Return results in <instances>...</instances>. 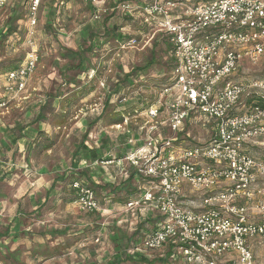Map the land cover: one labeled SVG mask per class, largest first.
Listing matches in <instances>:
<instances>
[{
    "label": "rangeland",
    "instance_id": "1",
    "mask_svg": "<svg viewBox=\"0 0 264 264\" xmlns=\"http://www.w3.org/2000/svg\"><path fill=\"white\" fill-rule=\"evenodd\" d=\"M27 1L9 0L5 7L0 8V33L2 30L6 32L8 25L17 27L0 43V100L7 102L0 107V136L3 131H8L6 124L22 120L25 124L34 122L37 114H41L48 121L47 127L51 129L49 134L53 136L54 145L50 152L41 153L39 157L31 153L32 160L28 165H21L17 156V169H10L7 173L9 177L5 180L0 178V264H112L115 251L129 247V238L139 223L132 215L134 210L112 208L104 211L99 218L97 214L83 210L76 201L69 205V209L66 206L63 214V205L54 206L49 201L44 209L36 213L31 202L39 203L41 197L46 195V182L42 183L41 179L34 177H39L46 166H53V178L69 172L67 180L64 178V188L56 193L58 198L76 196L66 183L70 179L72 181L73 173L75 177L78 176V170H84L90 182L95 173L99 174L101 181L105 180L103 176L107 178L112 175L109 181L115 180L116 184L124 182L128 167L135 165L129 159H122L129 152L125 136H133L137 140L149 130L153 131V136L159 132L167 134V112L151 120L146 114L140 115L148 109L145 107L121 125H110L109 119L114 116L118 105H127V101L121 102L125 96L144 99L148 105L158 95L163 84L172 77L171 48L167 46L166 39L159 35L162 32L158 27L146 21L143 4L147 0H126L129 8L123 6L124 2L119 4L121 0H99L102 9H106L101 14L106 22L100 19L101 16L94 18L97 9L94 13L95 6L90 0H63L61 5L59 0H45L39 7L37 26L31 36ZM113 5L127 13L117 15L119 11H114ZM184 11L185 8L180 6L173 15L181 16ZM17 16L20 18L14 21ZM30 37L40 61L33 75L27 78L26 86L12 92L8 90L10 84L6 72L13 64L25 61L31 50L28 44ZM133 38L139 39L136 45L125 44ZM121 43L125 45L122 44V47ZM135 68L144 70L126 80V74ZM231 79L251 85L249 94L241 100L238 112L253 105L247 103L249 98L264 100V54L255 61L244 59ZM12 87L15 88V84ZM5 92L11 93L10 96H5ZM110 94L114 98L106 108ZM176 135L178 141L175 145L181 142H185L182 145L186 146L204 145L214 135L213 125L204 118H193ZM84 141H87L89 150L99 148L100 160L92 161L90 156L87 157L89 152L86 149L80 148L79 151V145ZM137 147L133 143L132 149ZM245 147L256 159L264 157L263 136L247 141ZM77 149L86 159L85 165L80 168L82 162L76 164ZM33 165L36 170L30 167ZM102 165H109L111 171L103 173ZM139 167L135 166L137 169ZM28 169L32 172L28 173ZM30 180L35 183L31 185ZM27 183L35 190L31 201L28 200L31 189ZM257 185H264V179L260 178ZM109 189L104 186V190L99 191L102 203L109 196ZM120 193L124 195L125 190ZM200 196L202 194L189 195L185 201L188 206L199 208ZM18 206L25 214H20L19 219L15 220L14 213ZM258 211L254 208L250 212L257 221L264 220V215ZM75 233L79 234V241ZM252 247L258 259H264V238ZM166 259L169 260L168 257ZM175 259L155 264H183L180 256ZM121 264L142 263L130 260Z\"/></svg>",
    "mask_w": 264,
    "mask_h": 264
},
{
    "label": "built area",
    "instance_id": "2",
    "mask_svg": "<svg viewBox=\"0 0 264 264\" xmlns=\"http://www.w3.org/2000/svg\"><path fill=\"white\" fill-rule=\"evenodd\" d=\"M41 1L30 5V36ZM90 1L99 6L94 12L99 19L106 9L99 0ZM6 2L0 0V8ZM143 5L146 21L170 40L174 67L170 83L143 110L151 120L166 111L169 132L153 136L149 130L137 140L130 136L128 143L138 147L122 158L140 165L139 176L150 186L128 201L126 211L149 207L163 218L141 246L155 252L171 243L187 264H264L252 247L264 238V220L257 221L250 212L257 208L264 215V185H257L264 179V157L256 159L245 147L247 141L264 137V107L257 104L238 112L251 85L231 79L244 59L255 61L264 54V0H147ZM123 6L129 8L126 2ZM180 6L183 15L174 16ZM137 43L133 39L128 45ZM28 44L25 62L7 73L12 92L22 90L38 67L31 37ZM6 104L0 100V107ZM197 117L213 125L209 142L175 145L176 133ZM73 188L83 210H100L92 187L78 181ZM195 194H202L199 208L185 201Z\"/></svg>",
    "mask_w": 264,
    "mask_h": 264
},
{
    "label": "crops",
    "instance_id": "3",
    "mask_svg": "<svg viewBox=\"0 0 264 264\" xmlns=\"http://www.w3.org/2000/svg\"><path fill=\"white\" fill-rule=\"evenodd\" d=\"M92 5L95 6L94 4H92ZM96 7L97 6L94 7V12H95ZM117 15H119V13H117ZM100 19H104L105 20L103 15L101 16ZM164 37H166V36L164 35ZM166 38H168V37H166ZM123 43H121V45ZM125 44H128V42H125ZM125 44H123V45H125ZM123 45H122V47H123ZM172 51H173V48L171 50V53H172ZM173 57H174V55H173ZM10 94H6V92H5L4 95L5 96L6 95L10 96ZM102 114H101V116H102ZM142 114H145V112L142 111L140 115H142ZM45 119L46 118L44 116H42L41 114H37V116L34 119L35 120L34 122H32V121L29 122L28 121L25 124L23 122V120H22V121H16L13 124H9V125L6 124L5 127L8 129V131L6 133H5V131H3L2 136H0V178H4V180H5L6 178L9 177V174H7L9 171H11L12 169L13 170L17 169L16 166H15L16 161H17L16 160L17 156L19 157L21 165H24V164L28 165V162H31V160H32V156H30L31 153L35 154L36 157H39L38 155H40L41 153L44 154V152H50V150H52V148H53L52 145H54L53 144V140L54 139H53V136H51V134H49V129L50 128L47 127L48 121L45 120ZM35 125H37V126H35ZM0 126H2V125L0 124ZM46 143L50 144V146L47 147V148H45ZM39 144H41V145H39ZM31 146H33V150L31 149ZM94 150H95L96 154H98L99 148H94V149H91V150L88 149L89 154L87 155V157L90 156V159L92 161L100 160L102 158L100 156V154H98L99 159H94V160L92 159V156H91L92 154H90V153H91V151H94ZM120 152H121V150H120ZM79 153L80 152L77 153V156H78ZM5 155H7L9 157H7ZM75 155H76V153H75ZM82 155H83V153H82ZM82 155L80 153L79 157L76 158V164L82 162L81 165L79 166V168L83 167V165H85L84 163L86 162V159L82 158L84 155L83 156ZM22 158H24L25 162L22 161ZM11 166H12V168H11ZM30 167L32 168V170H36V166L33 165V166H30ZM46 167H44L43 173L39 174V177H37V176L34 177L36 179L37 178L41 179L42 183L46 182L44 184V189L46 191V195L44 197H41L39 203L31 202V205L34 207L33 210H35L36 213H39L42 209H44L46 207V204H48V202L50 201L51 204L54 205V206L63 205V208H62V210H63L62 214H63V212H66V208L68 207V209H69L70 208L69 205H72V203L75 202V196H74V198H69V197H66V196H62L61 198H58V197H56L57 196L56 193L58 194V191L61 188H64V178L67 180L66 176L68 174H70V173L67 172V174H64V172H63L62 176L57 175L56 178H53L51 176L52 170H54V169H52L53 166L52 167L49 166V168H46ZM101 169H103L101 171L103 173H105V174H107V173H109L111 171L109 165L108 166L107 165H102ZM28 170H29L28 173L32 172L30 169H28ZM127 170H129V171H128L127 176L125 177L124 180H126L127 177L130 175L129 172L136 171L135 181L140 186V190L141 191L138 194V196H140L141 194L144 193L146 188L150 187L149 183L146 180H144V181L142 180V178L139 176L138 169L135 168V165L134 166L133 165L129 166ZM33 172H36V171H33ZM24 173H25V171H24ZM99 173H101V172H99ZM85 174L86 173H85L84 170H81V171L78 170V175L80 176L79 178L80 179L83 178V182L87 183L88 185L93 182V183H96L99 186H101L100 189H98V192L99 191L102 192V190H104V186H106L107 184H110V185H113V186L117 187L116 189L114 187H112V186L109 187L111 189V190L109 189V192H110L111 195L109 194V196H106L107 198L105 199V201L103 203L101 202V199L99 198V194L100 193L98 194V200L100 202L99 204L101 205V208H100V210H98L95 213H93L94 215L97 214L99 216V218H100L104 214V211L110 210L112 208H114V209L115 208H123L124 210H126V206L127 205H123V204H120V203L115 201L117 192L122 190L121 184H122L123 181L121 183H119V184H116L115 180H112V179L109 181V178L112 177V175H110V174H109L110 176H107V178L103 176V178L105 180L102 179V181H101V178L98 177L99 174L95 173L93 175V180L90 182L89 181L90 179L86 178ZM75 175L76 174L73 173L72 174L73 177L72 176L71 177L74 179ZM102 175H104V174H102ZM71 182L72 181L70 179V181L68 183H66V184L69 186V188L72 191H74V193L76 195L75 190L71 186ZM32 183H35V182L30 180V184L31 185H32ZM101 183H105V185H101ZM30 184L27 183V186L29 185V189H31ZM106 189H108V188H106ZM112 191L113 192L115 191L116 193L114 194V193H112ZM33 193H35V190L31 189L29 197H28L29 201L32 200V194ZM138 196H136V197H138ZM20 207L18 206L17 210L14 213L15 220L19 219L18 216L20 214L21 215L25 214V212H23L20 209ZM133 210L134 211H133L132 215L135 216L139 220V223L137 224L136 228L134 227L135 230L133 231V233L131 234V237L129 238V241H130L129 247L127 249L126 248H120L118 251H115V254H114L115 257L114 258L119 257V256H123L125 254H127V255H130V254L131 255H133V254L138 255V254L141 253V254L148 255L150 257V260L151 259L153 260V259H155V257L157 255H159L160 253L163 254V252H164V253L167 254L169 260L172 259L173 261H176L175 258L180 256L181 259H182L181 262L183 264L186 263L184 258H183V256H182L181 251L177 250L176 248L165 247V248H162L161 251H155V252L144 251V249L141 246V243L143 242V240L146 237H140L139 235H141V233H145L146 234V232L150 233L151 231L155 230L160 225V223L162 222L163 218H161L156 211H154L153 209H151L149 207H145V208H141V209L138 208V209H133ZM15 226H17V223L15 224ZM76 234L77 233H75V235ZM146 236H148V235H146ZM77 237H79V234H77ZM80 239L81 238L79 237L77 241H79Z\"/></svg>",
    "mask_w": 264,
    "mask_h": 264
},
{
    "label": "trees",
    "instance_id": "4",
    "mask_svg": "<svg viewBox=\"0 0 264 264\" xmlns=\"http://www.w3.org/2000/svg\"><path fill=\"white\" fill-rule=\"evenodd\" d=\"M8 1L9 0H7V2L4 5V7L7 5ZM44 1L45 0H42L41 3H43ZM162 1L165 2V1H171V0H162ZM173 1L174 2H180V3L188 4V3H199V2L204 3V2H208L210 0H204V1H202V0H173ZM31 2H32V0H28L27 1V7L26 8H28V16H30V10H31L30 5H31ZM122 2H127V1L126 0H121L119 4H121ZM41 3H40V5H41ZM58 3L61 5L64 2H63V0H59ZM40 5H39V7H40ZM113 6H114V9H115L114 11L120 9L118 5H117L118 6V9L116 8L115 5H113ZM39 10H40V8H39ZM118 11H119V14H123V15L127 13L124 10H122V11L118 10ZM19 18L20 17H18V16L15 17L14 21H17ZM132 18L134 19V16H132ZM14 21H13V23H14ZM105 22H106V19H105ZM16 29H17V27H13V25H8L6 32L2 30V32L0 33V43L3 40L2 38H7L8 35L11 34V33H13ZM28 30H29V28H28ZM159 35H162V37L166 39L165 41L167 43V46L171 48L170 49V51H171L173 47H172V44H171L169 38L164 37V34H162V33H160ZM133 39H136V40L139 41L138 38H133ZM172 57H173V53H172ZM23 63H24V61H22V62H20L18 64L17 63L16 64H13L6 73H8L11 70H15V69L20 68ZM148 65H150V64H148ZM173 67H174V57H173L172 68H171V71L172 72H173ZM141 70H144V69L143 68H135V70L133 72L126 74L125 79L126 80L129 79L130 76H133V74H135L137 72H141ZM170 81H171V78L169 79V81L167 83L163 84V87H164V85L170 83ZM162 88H160V90L158 92V95H156V97L152 101H150V103L153 104L158 99V96L160 95ZM111 98H114V97L113 96L111 97V94H110L109 97L107 98L108 103L106 104L107 105L106 108L109 107V104H110L109 101L111 100ZM129 99H132V101H129ZM260 99H258L257 101H254V100H252V99L249 98V99H247V103L250 104V105L251 104L257 105L258 104V105L264 107V100H262V99L260 100ZM124 100L127 101V105L125 107H119V105H118L115 108V110H114V116L109 119V124L110 125L123 124L125 122L124 120L126 119V117H131L136 112H138L139 110L142 111V109H144L145 107H148L149 105H151L150 103H148V105H147L145 103L144 99L143 100H139V99H136L134 97H132V98L130 97L129 98V97L125 96ZM86 136H85V138H86ZM125 137H126V142L125 143H128V140L130 139V136L129 135H126ZM39 145H41V144H39ZM127 145H128V149H129L127 151H130L132 149V147H133V144L132 143H128ZM49 146H50V144H47L46 143L45 148H47ZM80 148L88 150L89 149V145H88L87 141H84L82 144L79 145V148H78L79 151H80ZM78 149H77L76 155L79 152ZM90 154H92L91 156H92V159L93 160L94 159H99V156H98V154H96L95 150L94 151H91ZM122 154H124V153H121V155ZM77 157H79V155ZM135 174H136V171H131L130 172V175L127 177V179L124 182H122V184H121L122 190H120V191L117 192V195H116V198H115V201L116 202H118L120 204H123V205H127L129 200L134 199V197L136 198V196H138V194L140 193L141 190H140L139 184L135 181V176H136ZM79 177H80L79 175L77 177L74 176V179H72V182H71L72 188H73L74 182L81 181V179ZM83 183L85 185H88L85 182H83ZM88 186L89 187H92L96 191L97 199H98V194H99L98 189H100L101 186H99L98 184L93 183V182L90 183ZM111 186L114 187L115 189L117 188V187H115L113 185H110V184H107L105 187L106 188H109ZM73 189L75 190V192H77V189H75V188H73ZM123 190H125L124 195H122L120 193ZM75 201H77V193H76V196H75ZM151 232L150 233L149 232L148 233L146 232V234L145 233H141V235H139V236L140 237H146V235L151 234ZM166 247L174 248L175 245H173V244L170 243V244L166 245ZM149 252H153V251H149ZM167 257H168L167 254L164 253V252H163V254L160 253L159 255H157L155 257V259H153V260L152 259L150 260V257L148 255L141 254V253L138 254V255H136V254H133V255H131V254L130 255L125 254L123 256H119V257L114 258L112 264H121L124 261H130V260H132L133 262L135 261L137 263H142V264H146V263L155 264L156 262L163 263V262H168L169 261L168 259H166Z\"/></svg>",
    "mask_w": 264,
    "mask_h": 264
}]
</instances>
